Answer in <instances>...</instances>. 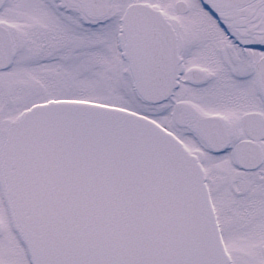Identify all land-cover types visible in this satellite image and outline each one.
<instances>
[{
    "label": "snow or ice",
    "instance_id": "obj_1",
    "mask_svg": "<svg viewBox=\"0 0 264 264\" xmlns=\"http://www.w3.org/2000/svg\"><path fill=\"white\" fill-rule=\"evenodd\" d=\"M0 264H264V0H0Z\"/></svg>",
    "mask_w": 264,
    "mask_h": 264
}]
</instances>
